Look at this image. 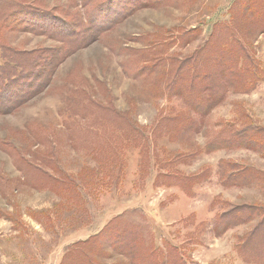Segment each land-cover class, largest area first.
I'll return each instance as SVG.
<instances>
[{
	"label": "rangeland",
	"instance_id": "obj_1",
	"mask_svg": "<svg viewBox=\"0 0 264 264\" xmlns=\"http://www.w3.org/2000/svg\"><path fill=\"white\" fill-rule=\"evenodd\" d=\"M0 264H264V0H0Z\"/></svg>",
	"mask_w": 264,
	"mask_h": 264
},
{
	"label": "trees",
	"instance_id": "obj_2",
	"mask_svg": "<svg viewBox=\"0 0 264 264\" xmlns=\"http://www.w3.org/2000/svg\"><path fill=\"white\" fill-rule=\"evenodd\" d=\"M18 2V1H17ZM16 2V5H20L19 3ZM240 3V2H239ZM27 11H23V16L29 15V17L26 16L19 18L18 23L20 24H26L31 25L32 22L35 20L39 19L41 22L40 27H44L48 25V13L43 12L41 8H33V9H26ZM29 11V12H28ZM18 13V12H17ZM235 13L234 12V19H235ZM19 14V13H18ZM252 16V15H251ZM21 17V16H20ZM259 20L261 17H257ZM241 19V17H240ZM51 20V19H49ZM236 21H234L235 23ZM225 25V26H224ZM228 24H223V29L222 33L219 37V39L222 38L225 39L226 44L224 45L223 48L220 49L222 53H224V58L225 60L227 59V67L228 71H222L221 73L219 72L218 74L214 73H209L206 72L205 74H202L204 70V66L202 65V56H199L200 54H197L196 62L191 64L193 66V69L190 68V71L193 72V86L196 87L198 86V81L196 80L197 74H199L200 77H202V80L205 82V85L203 86V83L200 84V87H202L200 90L198 89V92H194L192 96L194 97V102L193 106L198 107L195 109L200 110L201 112H205V115L215 106L220 104L222 100L225 97L226 92L228 89L232 87H238V85H241L243 88H253L256 86L257 81L259 80V77H253L251 74L255 76V72L251 71L248 67L247 60L249 59V62L252 60L247 47L245 44L242 43V41L238 38L237 35H233L231 33L230 27L227 26ZM35 29V28H34ZM226 32V34L224 33ZM228 33V36H227ZM215 36V33H213L212 38ZM222 45V44H221ZM232 46V47H231ZM237 46V47H236ZM216 56L209 58L207 61H211L215 59ZM244 58V63H243V68H241L240 61ZM231 59V60H229ZM206 61V58H205ZM204 61V62H205ZM200 65H202L200 67ZM195 67V68H194ZM8 80V79H7ZM210 80V81H209ZM15 79H12V81L8 82L7 85H13L11 82H15ZM187 82L188 80L185 79L184 76L175 75L174 77V83L177 84H182L181 82ZM209 81V82H208Z\"/></svg>",
	"mask_w": 264,
	"mask_h": 264
}]
</instances>
